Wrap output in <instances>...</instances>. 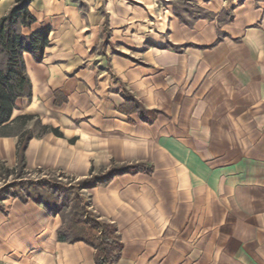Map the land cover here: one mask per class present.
I'll use <instances>...</instances> for the list:
<instances>
[{
    "label": "crops",
    "instance_id": "1",
    "mask_svg": "<svg viewBox=\"0 0 264 264\" xmlns=\"http://www.w3.org/2000/svg\"><path fill=\"white\" fill-rule=\"evenodd\" d=\"M192 1L193 17L157 0L28 7L23 33L49 28L48 45L41 60L24 53L31 95L0 127V163L15 169L30 131L28 172L150 164L88 189L123 243L116 264H264V0ZM1 205L0 264H95L89 244L57 239L58 213L15 196Z\"/></svg>",
    "mask_w": 264,
    "mask_h": 264
},
{
    "label": "trees",
    "instance_id": "2",
    "mask_svg": "<svg viewBox=\"0 0 264 264\" xmlns=\"http://www.w3.org/2000/svg\"><path fill=\"white\" fill-rule=\"evenodd\" d=\"M31 1L15 0L8 12L0 17V127L9 121L16 101L20 98H29L31 95L24 53H30L36 60H41L48 45L49 28L36 30L28 35L22 31L35 21L28 9ZM124 96L126 101L134 103L142 120L151 122L155 119L157 110L144 108L128 90L124 91ZM20 119L26 122L30 117L24 115ZM44 129L61 135L57 129L46 126ZM31 137L30 131H24L20 135L17 147L18 174L25 169L24 151ZM151 170L152 166L146 162H129L113 165L103 172H91L87 177L71 185L53 183L45 179L14 181L0 187V208L2 201L13 195L22 201L31 199L41 203L52 213H62V224L57 230L59 241L70 243L83 241L93 247L95 264H116L123 246L117 228L90 209L89 197L84 196L82 191L106 183L117 175ZM10 172V169L0 163L2 176L5 177ZM16 187L25 188L27 192L25 194L9 192V189ZM66 208L67 215L63 213Z\"/></svg>",
    "mask_w": 264,
    "mask_h": 264
},
{
    "label": "rangeland",
    "instance_id": "3",
    "mask_svg": "<svg viewBox=\"0 0 264 264\" xmlns=\"http://www.w3.org/2000/svg\"><path fill=\"white\" fill-rule=\"evenodd\" d=\"M71 1L80 3V0H71ZM14 2H15V0L13 1L12 5L14 4ZM157 2H158V4L160 6H164L165 4H172V6L174 8H178V9H180L182 11H185L186 14L189 17H193L199 11V8L197 7V5L192 0H167V1L166 0H157ZM113 165H118V164H112L111 166H113ZM17 168L18 167L16 166L15 169H10L11 172L8 174L9 176L6 175L4 180H2V182L0 183V187L4 186L6 184H10V183H12L14 181L15 182H19V181H26V180L34 181V180H37V179H45V180H47L49 182H53V183L59 182V183L64 184V185H71V184H74L77 180H79V179L72 178L70 176H66L62 172H53V171L28 172L26 169H24L22 173L18 174L17 173ZM106 170H101V171H98V172H95V173L103 172V171H106ZM80 179H82V178H80ZM30 190H32V189H30ZM9 192L10 193H18V192L21 193L22 192L23 194H25L27 192V190H25V188L22 189L20 187H16V188L9 189ZM87 192H88V189H85V190L82 191V193L86 197H88V193ZM9 196H13V195H9ZM67 212H68V208L64 209L63 213L65 215H67ZM59 215H60V217L62 219V213H60Z\"/></svg>",
    "mask_w": 264,
    "mask_h": 264
}]
</instances>
